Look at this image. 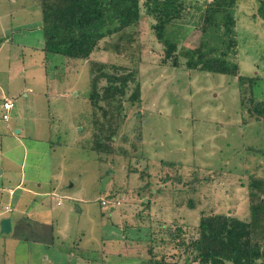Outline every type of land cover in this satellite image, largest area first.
I'll return each instance as SVG.
<instances>
[{
  "label": "rangeland",
  "instance_id": "rangeland-1",
  "mask_svg": "<svg viewBox=\"0 0 264 264\" xmlns=\"http://www.w3.org/2000/svg\"><path fill=\"white\" fill-rule=\"evenodd\" d=\"M212 1L177 0L180 17L165 32L179 49L203 40ZM39 8L38 0H0V93L14 103L8 122L0 108V171L12 184L22 176L31 188H53L56 199L36 216L18 214L12 236L0 234V264L182 263L179 244L197 238L202 215L249 220V182L264 180V123L242 110L238 78L163 65L144 10L137 28L100 41L87 60L46 55L30 48L43 40ZM259 10V0H236L232 31L212 28L210 46L228 52L240 76L257 78L246 99L264 102ZM222 18L215 23L224 31ZM93 62L137 70L141 90L139 107L124 104L107 155L91 151Z\"/></svg>",
  "mask_w": 264,
  "mask_h": 264
},
{
  "label": "trees",
  "instance_id": "trees-1",
  "mask_svg": "<svg viewBox=\"0 0 264 264\" xmlns=\"http://www.w3.org/2000/svg\"><path fill=\"white\" fill-rule=\"evenodd\" d=\"M235 1L209 3L202 27L203 36L208 33L209 37H202L195 48L179 49L176 38L166 36L165 32V28L180 17L177 0H38L43 33L41 51L74 61L87 60L98 50L100 41L137 28L144 10L155 21L152 30L164 49L163 65L237 77L242 110L252 122L264 123V102L254 100L251 95L246 99V90L252 88L257 78L240 76L239 66L231 61L228 52H221L219 44L216 49L210 46L214 32L225 36L232 31ZM259 3L260 14L264 17V0ZM219 15H223L221 22L227 31L215 23ZM229 42L235 48V41ZM89 75L91 151L97 155L112 154V142L124 120V104L137 107L141 104L138 72L93 62ZM139 135L138 132L136 137ZM247 190L249 220L221 214L202 215L196 228L197 238L179 244L186 255L184 262L152 257L147 264H264V180L250 181ZM148 203L143 207L149 208ZM189 208L194 209L191 202ZM14 238L24 241L28 237L15 233Z\"/></svg>",
  "mask_w": 264,
  "mask_h": 264
},
{
  "label": "crops",
  "instance_id": "crops-1",
  "mask_svg": "<svg viewBox=\"0 0 264 264\" xmlns=\"http://www.w3.org/2000/svg\"><path fill=\"white\" fill-rule=\"evenodd\" d=\"M35 23L39 25V29L36 28V30H41V23L40 22H35ZM39 42H41V40H39ZM3 44L4 43H2L1 46ZM42 45H43V40H42V44L39 45L38 43L34 47H30V48L32 50L35 49L37 51H41ZM7 94H14V93L9 92ZM0 96H1L0 102L1 101L3 102V100L5 99L6 100L9 99L7 97H3L6 96L5 92L4 94L0 93ZM0 159H4L2 151H0ZM11 182H12L11 177H8V175H6L4 173V170L2 169L0 171V220L3 218H9L11 220L12 230L11 233L8 235L9 237L13 235V231L21 228V226H19V223L21 222L22 224L23 219L18 218L17 216L18 214L21 215L24 214V216H28V215L36 216L37 213L40 212L42 213L44 211L43 207L44 206L47 207L49 201L52 202L55 201L56 199L55 190L53 188L43 191L41 189L39 190L38 187L37 189L31 188L25 185L22 176L20 177L18 183L12 184ZM56 206H60V205L56 203ZM16 219L17 221L14 222V220ZM35 222L36 221L32 223ZM39 224H42L41 225L42 227L45 226L48 227V225L45 223H39Z\"/></svg>",
  "mask_w": 264,
  "mask_h": 264
},
{
  "label": "built area",
  "instance_id": "built-area-1",
  "mask_svg": "<svg viewBox=\"0 0 264 264\" xmlns=\"http://www.w3.org/2000/svg\"><path fill=\"white\" fill-rule=\"evenodd\" d=\"M1 113H2V120L4 122H7L9 120V112L14 108V103L11 100H3V102L0 105ZM102 205H107V203L103 200H101Z\"/></svg>",
  "mask_w": 264,
  "mask_h": 264
},
{
  "label": "water",
  "instance_id": "water-1",
  "mask_svg": "<svg viewBox=\"0 0 264 264\" xmlns=\"http://www.w3.org/2000/svg\"><path fill=\"white\" fill-rule=\"evenodd\" d=\"M18 133V130H16ZM11 220L9 218H3L0 220V234L1 235H9L11 233Z\"/></svg>",
  "mask_w": 264,
  "mask_h": 264
}]
</instances>
